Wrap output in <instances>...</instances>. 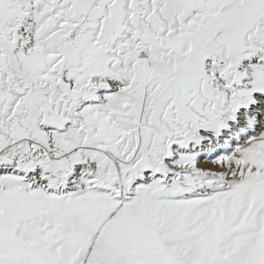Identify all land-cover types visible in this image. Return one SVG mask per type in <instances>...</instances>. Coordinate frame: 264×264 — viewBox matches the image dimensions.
<instances>
[{"label": "snow or ice", "instance_id": "obj_1", "mask_svg": "<svg viewBox=\"0 0 264 264\" xmlns=\"http://www.w3.org/2000/svg\"><path fill=\"white\" fill-rule=\"evenodd\" d=\"M0 264H264V0H0Z\"/></svg>", "mask_w": 264, "mask_h": 264}, {"label": "rangeland", "instance_id": "obj_2", "mask_svg": "<svg viewBox=\"0 0 264 264\" xmlns=\"http://www.w3.org/2000/svg\"><path fill=\"white\" fill-rule=\"evenodd\" d=\"M203 166V165H202Z\"/></svg>", "mask_w": 264, "mask_h": 264}]
</instances>
